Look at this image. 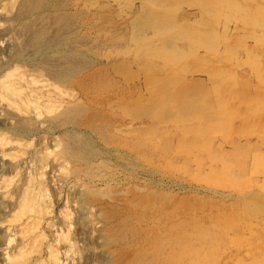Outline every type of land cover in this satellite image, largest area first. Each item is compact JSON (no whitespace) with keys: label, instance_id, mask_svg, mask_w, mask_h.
Returning a JSON list of instances; mask_svg holds the SVG:
<instances>
[{"label":"rangeland","instance_id":"1","mask_svg":"<svg viewBox=\"0 0 264 264\" xmlns=\"http://www.w3.org/2000/svg\"><path fill=\"white\" fill-rule=\"evenodd\" d=\"M15 1L0 8V74L16 68L59 94H39L56 104L47 116L0 107V135L26 145L14 162L0 155V174L20 171L11 200L0 196V223L41 167L49 212L37 249L20 258L13 240L10 263L48 264L52 223L73 264H264V47L246 45L256 58L246 70L202 60L197 34L206 22L232 44L214 25L228 24L249 43L264 30L239 28L223 0H55L25 13L29 0ZM5 236L0 226V249Z\"/></svg>","mask_w":264,"mask_h":264},{"label":"bare ground","instance_id":"2","mask_svg":"<svg viewBox=\"0 0 264 264\" xmlns=\"http://www.w3.org/2000/svg\"><path fill=\"white\" fill-rule=\"evenodd\" d=\"M11 1H12V3L9 4V2H11ZM13 1H15V0H0V8H2L3 12L6 11V8H7L6 5L9 4V6H10L11 4H13ZM54 1L55 0H31V1L29 0L28 1L29 3L26 2L27 4L26 5L22 4L21 7L25 13L30 9L29 8L30 6L31 7L33 6L35 8H36V6H38V8L40 9V7L48 6L49 4L55 3ZM212 1H215V0H212ZM246 1L252 2L253 0H245V3H241L239 0H223L219 11L223 16H227L229 19H232V17H234V19L237 21L236 23L238 24V27L240 26L239 28H242L244 30L246 29L249 32L250 31L256 32V31L264 30V0H255V2H253L254 4L246 3ZM21 3H22V1H21ZM167 6L171 10H173L177 7L174 2H170ZM9 8L11 9L12 7H9ZM10 9H9V11H10ZM21 14H22V12H21ZM25 15H27V14H24V16ZM19 16H20V13H19ZM22 16H23V14H22ZM209 16H211V15H209ZM246 17H249V19L248 18L246 19ZM205 24H206V22H199L200 29L197 31L198 36H200L202 38L201 45H202V48L204 51L203 53L205 54L202 56V60H204L206 62V61L210 60L209 58H211V56L213 57L214 55H219L221 59H223L225 61H231L230 62L231 66H241L239 68H245V69L246 68L250 69L251 67L252 68L256 67V63H254L256 60L255 54H253V52H250V50H248V47L250 48L253 44H255L257 42L262 47H264V39H262V38L257 39V37H259V36L253 34L256 37L251 38L250 42L246 43V40H244V37H246V34L244 32L240 33L236 27L235 28H234V26L230 27L228 24L215 23L214 25H216L218 30L231 31V36L233 38L234 43L230 44L228 41L224 40V38L216 37L215 34H213V32H212V34H210V33L208 34L205 31L206 30ZM202 30L205 32H203ZM185 33L186 32L182 28H177V32H176L177 36L182 37L181 39H184L186 42L192 40L190 38L189 34H185ZM207 35H210V36H207ZM217 38H220V39L218 41H216L215 39H217ZM246 45H248L247 48H246ZM236 49L243 50L244 53H243L241 58L239 57L240 59L232 61L234 54L236 52ZM237 53H239V52H237ZM239 54H241V53H239ZM238 63H239V65H237ZM224 67H226V66H224ZM244 72H245V70H244ZM258 73H257L256 79H258V81L260 83H263V85H264V71L261 73V75L260 74L258 75ZM22 77L25 78L22 74H20L17 71L16 68H12L9 71L7 70V72L5 71L2 75L0 74V107L8 108V109L12 110L13 112H17L20 114H23V112L21 110L27 109L29 111V114H32L34 117L35 116L36 117L47 116L51 112L55 111L56 104L54 102H51L50 99L48 100L46 98H42V96L39 95L40 93H44V92L52 94L54 96H56V94L58 95L59 92L56 90V87L54 86V84L52 85L51 83H48L45 80L43 81L41 78L38 79V76H37L38 80L34 79V77L33 78L27 77V79H23ZM253 77H254V75H253ZM228 78L230 79V77H228ZM22 80L25 81L23 85H21ZM25 85L27 87H29L28 89H26V93L23 94L24 97L27 98L26 101H24L23 95H21V93H22L21 89ZM226 92H228V91L226 90ZM60 94H61L60 96L63 95L62 93H60ZM257 94H258V92H257ZM219 96H220L219 94L215 95L214 98L216 99V101H219V100L221 101ZM208 98H210V97H208ZM221 98L223 99V97H221ZM23 101H24V103H23ZM208 101H209V99H208ZM252 104L256 108L263 105L261 98L260 99H258V98L253 99ZM42 118H44V117H42ZM27 128H29V127H27ZM8 138L10 139V137H8ZM6 140L7 139H5V137L0 135V155H1V158L3 160H7L10 162H14V160L21 159L23 156L22 154L25 153V152L23 153V151H25V150H23V147L26 148L25 147L26 145L24 144L22 146V144H21L22 141L19 143L16 140V141H10L11 143H9V141L7 142ZM76 141H77V139H76ZM157 142H158V140H157ZM22 143H24V142H22ZM86 145H84V146H86ZM57 161H58V159H57ZM60 165H63V163H61ZM64 166H63V168H64ZM45 167H46V165H45ZM60 168H61V166H60ZM65 168H67V166ZM18 169H19V167H16V169H14V171L11 174H9L8 176H4V175L0 174V196L1 197L11 200L12 195H13L12 188L19 181L20 171ZM42 175H43V167H41L39 169L38 176H37V178L35 177L36 180L32 181L29 178H27V180H25V182L23 183V186L20 187L17 195L15 196V199H14L15 210H14V212H12V214L9 215L10 216L9 219L7 217L4 221H1V223H0L2 231H4L6 234L5 242L3 243V247L0 249V256H1L0 258L3 260L2 262L5 261L6 264H11L13 262V259H14V257H12V255L10 254V251L12 250V247H13L12 246L13 240H18L17 244H19V243L21 244V246L20 245L18 246L19 248H16L18 250V249H20V247H22L18 251V253L21 254L20 258H21V256L24 257V253L28 252V251H29L28 255H31L30 251L33 252V249L34 248L37 249L36 247H38L39 243L36 244V241L39 240L41 242V240L39 239L40 235L37 234L38 232L36 233L37 226H38V224L42 218L47 217V215H49L48 214L49 212L44 207L45 203L47 202V198H46L45 189L42 187L43 186L42 185ZM259 175H261V174H259ZM250 176L252 178L254 175H250ZM11 185H13V186H11ZM42 202L44 204H42ZM41 205H43V207ZM69 215H70L69 210H67V208L65 207V209L63 210V222H64V225L67 227L70 226L69 224L71 222L69 220V218H71ZM46 228L48 230L47 232L49 233L48 235L51 237V241L53 243V244H50L51 248L49 247V250L47 252L48 253V255H47L48 256L47 257L48 258L47 259L48 264H73L75 260L73 259L72 244L69 242L70 239L66 240V241L64 239L63 242L60 243L59 242L60 240L58 241L59 231L57 230V228L54 225H52V223L50 225H48V227H46ZM65 229H67V228H65ZM42 238H45V237H42ZM56 246L61 249L60 252H57L58 248ZM16 249H15V251L17 252ZM13 253H15V252H12V254ZM22 253H23V255H22ZM17 258H19V256ZM14 262H16V261L14 260Z\"/></svg>","mask_w":264,"mask_h":264}]
</instances>
